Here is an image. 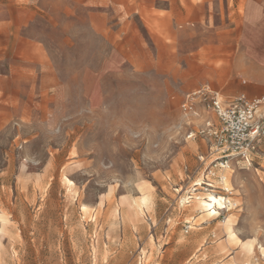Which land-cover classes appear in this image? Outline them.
I'll return each mask as SVG.
<instances>
[{
  "label": "rangeland",
  "instance_id": "obj_1",
  "mask_svg": "<svg viewBox=\"0 0 264 264\" xmlns=\"http://www.w3.org/2000/svg\"><path fill=\"white\" fill-rule=\"evenodd\" d=\"M229 29L217 0H0V264H264V140L231 209L186 197L218 121L181 104L224 93Z\"/></svg>",
  "mask_w": 264,
  "mask_h": 264
},
{
  "label": "built area",
  "instance_id": "obj_2",
  "mask_svg": "<svg viewBox=\"0 0 264 264\" xmlns=\"http://www.w3.org/2000/svg\"><path fill=\"white\" fill-rule=\"evenodd\" d=\"M199 105L210 110L218 124L206 121L198 131L210 144L209 162L202 167L200 181L193 183L186 197L198 199L203 196L193 197L194 193L222 192L223 207L219 209L218 217L235 205L231 200L232 190L226 185V172L231 170L232 161L250 162L252 151L264 140V96L249 97L239 93L223 100L218 91L203 85L187 93L181 107L185 115L191 116L197 114ZM194 136L195 133L190 132L187 137ZM188 227L185 226V231Z\"/></svg>",
  "mask_w": 264,
  "mask_h": 264
},
{
  "label": "crops",
  "instance_id": "obj_3",
  "mask_svg": "<svg viewBox=\"0 0 264 264\" xmlns=\"http://www.w3.org/2000/svg\"><path fill=\"white\" fill-rule=\"evenodd\" d=\"M217 8L219 16L229 18L231 56L225 69L229 84L224 93L208 82L201 86L209 85L223 100L239 93L264 96V0H217Z\"/></svg>",
  "mask_w": 264,
  "mask_h": 264
},
{
  "label": "bare ground",
  "instance_id": "obj_4",
  "mask_svg": "<svg viewBox=\"0 0 264 264\" xmlns=\"http://www.w3.org/2000/svg\"><path fill=\"white\" fill-rule=\"evenodd\" d=\"M222 196L215 194L212 191H208L205 194V198L200 203V210L208 212L210 215H217L219 209L222 206ZM230 233L234 235V232L231 230V226H229ZM262 253L264 254V247H262Z\"/></svg>",
  "mask_w": 264,
  "mask_h": 264
}]
</instances>
